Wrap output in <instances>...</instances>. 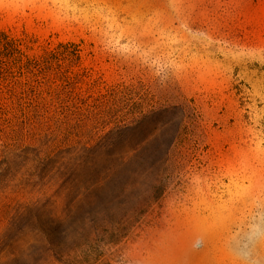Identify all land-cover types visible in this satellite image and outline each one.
<instances>
[{"label": "rangeland", "instance_id": "rangeland-1", "mask_svg": "<svg viewBox=\"0 0 264 264\" xmlns=\"http://www.w3.org/2000/svg\"><path fill=\"white\" fill-rule=\"evenodd\" d=\"M0 32L69 46L74 70L186 107L197 140L124 237L53 264H264V0H0ZM40 247L7 240L0 264L21 251L36 264Z\"/></svg>", "mask_w": 264, "mask_h": 264}, {"label": "trees", "instance_id": "trees-1", "mask_svg": "<svg viewBox=\"0 0 264 264\" xmlns=\"http://www.w3.org/2000/svg\"><path fill=\"white\" fill-rule=\"evenodd\" d=\"M34 43L0 32V248L30 236L47 255L36 264H53L124 237L197 140L186 107L180 116L148 92L74 70L69 46ZM12 255L3 264L25 261Z\"/></svg>", "mask_w": 264, "mask_h": 264}]
</instances>
